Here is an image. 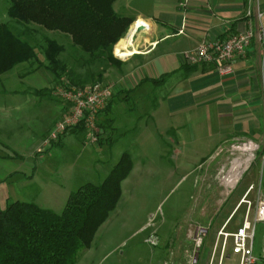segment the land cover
Here are the masks:
<instances>
[{"label": "rangeland", "instance_id": "374dc122", "mask_svg": "<svg viewBox=\"0 0 264 264\" xmlns=\"http://www.w3.org/2000/svg\"><path fill=\"white\" fill-rule=\"evenodd\" d=\"M8 6L9 0H0V22L35 46L38 58L0 76V210L20 200L36 202L60 213L72 191L87 182H101L121 155L129 152L136 168L122 183L123 193L116 208L75 264H191L192 234L197 226L209 229L199 262L207 264L216 243L218 247L222 244V227L226 225L224 231L233 232L242 224L250 205L243 202L239 206L245 195L251 201L250 215L255 212L258 196L264 192V144L255 150L254 160L234 189L228 191L218 171L224 164L226 169L230 167L239 154V149L232 154L233 143L252 139L223 142L219 145L223 148L221 156L209 157L219 161L212 171L213 177L205 181L206 188L201 191L200 170H192L194 152L211 153L215 124L203 115L188 122L181 129L185 138L179 143L192 155L177 156L185 163L174 164V157L167 153L175 144L166 132L173 117L153 120L134 109L135 99L130 98L116 108V122L111 129L103 127L97 118L96 141L90 139L84 127L68 129L44 154L43 140L70 113L71 105L56 93L58 88L101 81L115 89V76L104 73L99 77L101 62L88 63L89 54L75 47L69 35L17 21L9 16ZM48 39L65 47L60 58L67 64V75L62 74L61 80L45 70ZM110 67L103 68L107 72ZM49 78L53 79L50 84ZM126 106L133 109L126 110ZM165 149L166 155L160 156ZM41 154L43 157L38 158ZM212 182L216 185L217 201L208 203ZM201 193L207 199L203 204ZM199 212L203 213V220ZM151 234L158 236L157 245L146 242ZM231 248L232 240L228 237L227 250Z\"/></svg>", "mask_w": 264, "mask_h": 264}, {"label": "crops", "instance_id": "0c3cea01", "mask_svg": "<svg viewBox=\"0 0 264 264\" xmlns=\"http://www.w3.org/2000/svg\"><path fill=\"white\" fill-rule=\"evenodd\" d=\"M113 6L133 21L113 48L121 63L105 72V76H115V89L98 123L111 129L116 122V108L130 98L135 99L134 109L153 120L172 116L174 120L167 124L166 132L175 146L168 149L167 155L174 157V164L181 165L185 159L178 160L177 156L192 155L179 143L185 138L181 129L193 118L208 117L215 124L213 149L210 154L195 151L192 165V170H200L202 191L217 168L219 159L216 162L209 157L221 156L217 154L219 145L242 138L252 139L259 146L264 144V36L260 35V30L264 33V0H116ZM248 29L254 36L245 55L234 61L231 74H219L212 62L187 61L186 53L203 40H222ZM121 42L123 55L116 53ZM166 150L160 156L166 155ZM135 168L133 164L132 171ZM212 184L208 203L217 201L216 185ZM201 199L202 204L207 201L202 193ZM202 214L199 218L203 220ZM263 246L264 223H259L254 241L256 255H261Z\"/></svg>", "mask_w": 264, "mask_h": 264}, {"label": "trees", "instance_id": "16d2710c", "mask_svg": "<svg viewBox=\"0 0 264 264\" xmlns=\"http://www.w3.org/2000/svg\"><path fill=\"white\" fill-rule=\"evenodd\" d=\"M115 1L9 0L7 11L17 21L69 35L75 47L89 54L88 63L101 62L102 77L104 66L121 63L113 48L133 21L115 11ZM64 49L48 39L45 66L59 80L67 75V64L60 58ZM37 58L35 46L0 22V76ZM133 164L132 155L124 152L101 182H87L72 191L60 213L36 202H10L0 210V264H75L116 208Z\"/></svg>", "mask_w": 264, "mask_h": 264}, {"label": "built area", "instance_id": "2783aa9c", "mask_svg": "<svg viewBox=\"0 0 264 264\" xmlns=\"http://www.w3.org/2000/svg\"><path fill=\"white\" fill-rule=\"evenodd\" d=\"M260 35L264 36L262 30H260ZM253 36V30L248 29L222 40H203L196 48L188 51L185 56L190 64L215 63L219 74L228 75L234 70V61L245 55ZM113 92V86L103 82H95L81 87L58 88L56 93L71 105L70 113L58 121L48 137L43 140V147H49L65 131L79 126H83L87 130L93 142L96 141L99 134L97 118L106 108ZM259 147V144L252 140L243 141L237 145L236 143L232 144V154L238 149L240 150L239 154L233 158L230 167L226 169L227 164H224L218 171V176L228 191L234 189L240 178L249 169L255 158V150ZM221 152H223V148L219 147L217 154L219 155ZM252 188L253 186L250 187L247 194ZM246 196L241 203L246 202L251 205V201L245 199ZM250 205L242 224L235 231L226 232L224 231L226 225L222 227L219 232V236L223 237L222 244L218 247L219 243H216L212 254L208 257L207 264H225L226 261H234L235 264H258L260 260L264 261V246L260 256L254 252L257 225L264 223V192L259 194L255 212L252 215H250ZM208 232L209 229L206 226H197L194 230L192 234L193 249L190 254L191 264H199L202 245ZM228 237L232 240L230 251L227 250ZM146 242L157 245L159 238L157 235L151 234L146 238Z\"/></svg>", "mask_w": 264, "mask_h": 264}, {"label": "bare ground", "instance_id": "6f19581e", "mask_svg": "<svg viewBox=\"0 0 264 264\" xmlns=\"http://www.w3.org/2000/svg\"><path fill=\"white\" fill-rule=\"evenodd\" d=\"M127 43H128V41H127ZM121 47H122V42L119 43V44L116 46V53H117V54H121V55H123V54L121 53Z\"/></svg>", "mask_w": 264, "mask_h": 264}]
</instances>
